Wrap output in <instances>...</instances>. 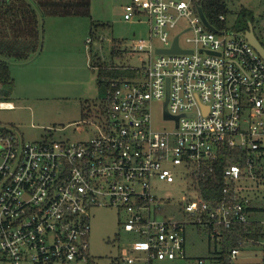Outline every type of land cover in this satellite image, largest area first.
Returning <instances> with one entry per match:
<instances>
[{
  "label": "built area",
  "instance_id": "2783aa9c",
  "mask_svg": "<svg viewBox=\"0 0 264 264\" xmlns=\"http://www.w3.org/2000/svg\"><path fill=\"white\" fill-rule=\"evenodd\" d=\"M199 7L202 0L125 6L126 20L148 19L151 39L117 49L146 58L109 62L133 74L110 81L89 120L95 132L88 140L27 142L15 127L0 125V264H100L90 233L92 213L103 207L122 218L119 253L109 264L188 261V234L203 232L217 253L197 264H224L226 234L249 224L261 228L257 244L264 251V207L253 209L250 188L241 184H264V59L244 33L206 17L215 30L208 27ZM156 37L165 45L155 46ZM177 39L183 51L169 52ZM159 103L172 130L155 126ZM230 150L245 153L243 164L228 165L220 195L206 199L202 182ZM178 178L187 189L180 201L157 194L156 179ZM244 244L231 248V262Z\"/></svg>",
  "mask_w": 264,
  "mask_h": 264
},
{
  "label": "rangeland",
  "instance_id": "374dc122",
  "mask_svg": "<svg viewBox=\"0 0 264 264\" xmlns=\"http://www.w3.org/2000/svg\"><path fill=\"white\" fill-rule=\"evenodd\" d=\"M28 1L38 13V39L30 34L27 38L0 36V52L11 57L10 73L15 83L10 98L14 107H0V125L15 127L27 142L86 141L95 132L89 120L95 121L96 104L106 96V90H99L93 59L100 56L106 62L141 64L145 54L131 56L122 51L121 56H116L112 50L124 48L133 40H150V23L144 17L124 18V8L131 0ZM227 4L230 13L226 27L240 29L241 10L249 9L253 13L255 33L264 45V0H227ZM185 21L172 30L171 37L182 30ZM186 35L181 36L183 46H187ZM89 38L92 42H88ZM153 41L155 46L165 45L158 37ZM154 123L158 129L175 127L173 122L164 120L160 103L155 107ZM184 182L180 178L172 183L156 179L155 190L158 195L177 202L187 192ZM241 184L250 188L254 207H264V184L258 179ZM121 220L110 207L92 213L90 249L100 264H109L119 253L117 233ZM213 250L214 245L208 243L204 232L190 233L188 261L155 264H197L198 257ZM233 264H264L262 246L244 244Z\"/></svg>",
  "mask_w": 264,
  "mask_h": 264
},
{
  "label": "trees",
  "instance_id": "16d2710c",
  "mask_svg": "<svg viewBox=\"0 0 264 264\" xmlns=\"http://www.w3.org/2000/svg\"><path fill=\"white\" fill-rule=\"evenodd\" d=\"M202 6L206 17L211 23L226 27V22L219 20L220 14H225L228 18L230 9L228 8L227 0H202ZM242 26L240 29L234 28V32L246 33L250 29V23H253V13L249 9H242L241 13ZM39 19L38 13L33 8L28 0H0V36L7 37L14 35L16 37L30 34L33 39H38ZM113 55L121 56L122 50L117 47L112 50ZM11 57L0 52V102H12L10 100L14 90V79L10 73ZM92 66L98 68L97 83L99 90L107 91L110 81L120 76H132V72L125 69L110 68L109 62L102 60L100 56L93 59ZM105 91V92H106ZM240 151V150H239ZM239 151L230 150L223 157L221 163L217 165L215 174L209 179L202 182L200 187L202 195L209 200H214L221 193L224 186V169L232 163H241L243 160L239 158ZM242 152V151H240ZM255 210H262V208L253 207ZM247 227V229H245ZM261 236V228L255 224H249L239 227L234 231L226 234V240L222 245V252L220 254L221 261L224 264H233L230 261V250L232 247L238 245L239 241L245 242V245L256 244ZM217 253L214 249L210 254Z\"/></svg>",
  "mask_w": 264,
  "mask_h": 264
},
{
  "label": "water",
  "instance_id": "95a60500",
  "mask_svg": "<svg viewBox=\"0 0 264 264\" xmlns=\"http://www.w3.org/2000/svg\"><path fill=\"white\" fill-rule=\"evenodd\" d=\"M199 12L202 16L203 21L207 24L208 27L215 30V27L212 26L209 21L207 20L205 13L203 11L202 7H199ZM245 37L247 40L252 44V46L257 50V52L261 55V57L264 59V45L258 38V36L255 33L253 23H250V29L245 33ZM167 51V50H164ZM169 52H180L181 47L179 46L178 39L176 40L175 47L173 49L168 50ZM166 117H169V114L166 113Z\"/></svg>",
  "mask_w": 264,
  "mask_h": 264
},
{
  "label": "crops",
  "instance_id": "0c3cea01",
  "mask_svg": "<svg viewBox=\"0 0 264 264\" xmlns=\"http://www.w3.org/2000/svg\"><path fill=\"white\" fill-rule=\"evenodd\" d=\"M93 69L95 70V68L93 67ZM97 70V69H96ZM96 77L98 78V70H97V75H96ZM97 78H96V80H97ZM13 105H14V103L13 102H11Z\"/></svg>",
  "mask_w": 264,
  "mask_h": 264
}]
</instances>
